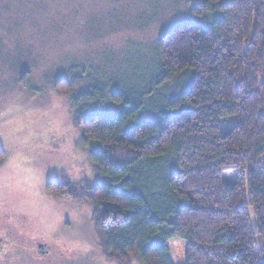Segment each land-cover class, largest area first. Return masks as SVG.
Returning a JSON list of instances; mask_svg holds the SVG:
<instances>
[{
  "label": "trees",
  "instance_id": "obj_1",
  "mask_svg": "<svg viewBox=\"0 0 264 264\" xmlns=\"http://www.w3.org/2000/svg\"><path fill=\"white\" fill-rule=\"evenodd\" d=\"M203 1L159 41L138 91L110 92L117 111L91 110L97 85L80 98L103 176L96 231L117 259L173 264L177 239L178 264H264V0Z\"/></svg>",
  "mask_w": 264,
  "mask_h": 264
},
{
  "label": "rangeland",
  "instance_id": "obj_2",
  "mask_svg": "<svg viewBox=\"0 0 264 264\" xmlns=\"http://www.w3.org/2000/svg\"><path fill=\"white\" fill-rule=\"evenodd\" d=\"M192 18L191 0H0V216L55 252L20 264H143L133 254L115 258L97 234L93 191L103 176L80 98L97 85L105 94L91 110L117 111L110 92L138 91L158 65L159 41ZM168 245L173 264L182 263L186 242Z\"/></svg>",
  "mask_w": 264,
  "mask_h": 264
},
{
  "label": "flooded vegetation",
  "instance_id": "obj_3",
  "mask_svg": "<svg viewBox=\"0 0 264 264\" xmlns=\"http://www.w3.org/2000/svg\"><path fill=\"white\" fill-rule=\"evenodd\" d=\"M54 247L59 248L57 244ZM27 255H30V259L41 255L55 259L51 246L46 245L39 236L29 234L22 222L0 216V264H20ZM48 262L52 263V259Z\"/></svg>",
  "mask_w": 264,
  "mask_h": 264
}]
</instances>
